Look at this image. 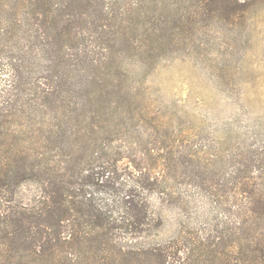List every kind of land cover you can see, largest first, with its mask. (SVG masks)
I'll list each match as a JSON object with an SVG mask.
<instances>
[{
  "label": "rangeland",
  "instance_id": "374dc122",
  "mask_svg": "<svg viewBox=\"0 0 264 264\" xmlns=\"http://www.w3.org/2000/svg\"><path fill=\"white\" fill-rule=\"evenodd\" d=\"M205 1L209 13L198 0H118L116 9L132 14L133 48L125 40L111 51L77 119L49 118L36 99L48 55L36 48L41 56L23 68L24 54L0 51L4 142L37 174L50 158L75 185L108 195L141 191L161 224L138 240L118 238L128 246L170 250L184 229L214 234L237 200L235 178H264L255 172L264 164V0ZM47 185L22 180L11 190L15 203H40Z\"/></svg>",
  "mask_w": 264,
  "mask_h": 264
},
{
  "label": "trees",
  "instance_id": "16d2710c",
  "mask_svg": "<svg viewBox=\"0 0 264 264\" xmlns=\"http://www.w3.org/2000/svg\"><path fill=\"white\" fill-rule=\"evenodd\" d=\"M106 3L0 0V51L7 48L24 54L17 60L23 62V68L25 62L28 68L34 66L32 60L39 58V52L51 59L45 68L46 81L37 82L41 95L36 98L49 118L77 119L84 111L81 100L89 103L94 97L83 98V94L93 89L95 75L108 67L111 51L125 40L123 45L133 48L132 14L127 9L117 10L118 0L115 6ZM198 3L207 13L213 10L205 0ZM195 14L188 15L186 25L193 24ZM199 14L205 21L206 13ZM178 17L180 21L186 18ZM130 29L133 34L127 35ZM136 33L143 36L146 31ZM40 63L45 66L41 60L37 67ZM17 77L20 74H15L9 85ZM100 101L102 96L97 99ZM4 121L0 114V264H264L263 177L252 173L235 178L237 200L228 209L226 226L214 234L206 237L184 229L180 245L170 250L128 246L118 238L138 240L161 224L160 217L156 219L147 207L143 193L127 190L108 195L67 182L62 172L68 168L61 171L52 166L50 158L43 162V173L37 174L22 150L14 151L13 143L4 142ZM255 169L263 172L264 164ZM31 179L46 181L45 196L30 207L16 204L11 190Z\"/></svg>",
  "mask_w": 264,
  "mask_h": 264
}]
</instances>
